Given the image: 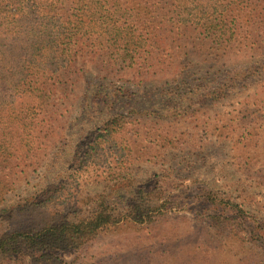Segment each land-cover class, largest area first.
Segmentation results:
<instances>
[{"label": "trees", "instance_id": "1", "mask_svg": "<svg viewBox=\"0 0 264 264\" xmlns=\"http://www.w3.org/2000/svg\"><path fill=\"white\" fill-rule=\"evenodd\" d=\"M263 75L264 0H0V264H85L112 229L92 264H235L214 229L264 255V215L237 189L169 165L183 146L227 140L243 183L263 188L264 97L209 108ZM110 159L131 169L100 186Z\"/></svg>", "mask_w": 264, "mask_h": 264}, {"label": "rangeland", "instance_id": "2", "mask_svg": "<svg viewBox=\"0 0 264 264\" xmlns=\"http://www.w3.org/2000/svg\"><path fill=\"white\" fill-rule=\"evenodd\" d=\"M246 60L245 57H239L231 64H242V62L244 63ZM89 68H91V65ZM200 69H204L202 72L204 75L210 71V65L199 63L197 70ZM194 71L195 70H192V73H194ZM84 88L85 85H82L80 88L78 87L71 99L76 100V97L78 96L77 93L82 92ZM130 88H132L133 91L136 90L134 86H130ZM257 96L264 97V75L243 86L234 97H230L227 101L221 102L216 106L210 105L209 108H212L214 112L218 114H235L236 111L242 107V104L246 101L253 100ZM133 99L135 100L136 97L134 96ZM133 99H130V101L127 100L126 102L125 100L124 102H120L116 106L115 111H126V108L133 106ZM51 150L52 155L57 151L54 147H51ZM234 153L235 149L230 142L227 140L212 138L204 140V142L198 147L188 145L173 151L169 156V165L176 168L181 177H188V179L203 178L216 186H221L226 189H237L241 200L250 210H254L257 213L264 215V187L254 188L247 183H243V180L240 178L242 176L236 171L233 164ZM128 169H131L129 165H119L116 160L110 159L109 162L103 164L97 172L100 186L106 183V179L109 177V172L112 174L116 172L121 173ZM148 169V164H143L141 169L135 168V170H137L136 175H138L139 179H144L146 175L150 173ZM132 170L134 169L132 168ZM90 172L92 174L79 179V181L82 182L81 184L89 186L90 183L94 181L95 173H93L94 171L92 167L90 168L89 173ZM56 175V171H52L51 179L54 180ZM20 179H23V177ZM18 183L19 182H17L16 185H18ZM20 186L22 187L16 192L18 196L12 195L9 204L17 201L20 195L25 192L26 183L24 180L19 183L18 188ZM78 187L79 185L74 187L72 192L77 190ZM168 206V210L172 211L175 217L184 214L190 215L186 211V208L189 207L188 204L170 202ZM210 231L213 234L218 235L223 243H226V252H224L226 255L225 259H228L235 264H264V255L258 246L251 243L240 242L233 238L226 230L218 231L217 229H214ZM118 238L119 232L115 229L100 236L84 253L88 258L85 264L94 263L96 261L95 256L99 251L109 253L116 244L115 242Z\"/></svg>", "mask_w": 264, "mask_h": 264}]
</instances>
